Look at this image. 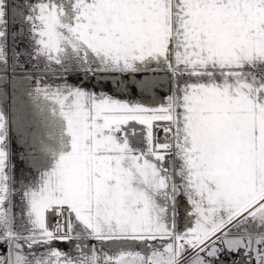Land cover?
<instances>
[{"label":"snow or ice","instance_id":"obj_1","mask_svg":"<svg viewBox=\"0 0 264 264\" xmlns=\"http://www.w3.org/2000/svg\"><path fill=\"white\" fill-rule=\"evenodd\" d=\"M0 264H264V0H0Z\"/></svg>","mask_w":264,"mask_h":264},{"label":"crops","instance_id":"obj_2","mask_svg":"<svg viewBox=\"0 0 264 264\" xmlns=\"http://www.w3.org/2000/svg\"><path fill=\"white\" fill-rule=\"evenodd\" d=\"M101 87H103V89L104 90H111V91H115V89L114 88H112V84H111V81L109 80V81H107V82H105V83H103L102 85H101ZM134 98H138V97H134Z\"/></svg>","mask_w":264,"mask_h":264}]
</instances>
